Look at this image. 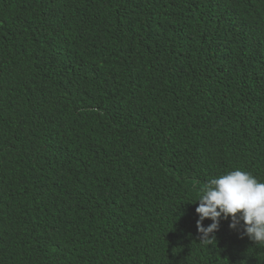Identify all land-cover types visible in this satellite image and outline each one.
<instances>
[{
    "label": "trees",
    "instance_id": "1",
    "mask_svg": "<svg viewBox=\"0 0 264 264\" xmlns=\"http://www.w3.org/2000/svg\"><path fill=\"white\" fill-rule=\"evenodd\" d=\"M236 169L264 183V0H0V264H264L231 218L200 242Z\"/></svg>",
    "mask_w": 264,
    "mask_h": 264
},
{
    "label": "clouds",
    "instance_id": "2",
    "mask_svg": "<svg viewBox=\"0 0 264 264\" xmlns=\"http://www.w3.org/2000/svg\"><path fill=\"white\" fill-rule=\"evenodd\" d=\"M13 81L17 88L25 90L23 71L16 72ZM196 201L200 242L212 244L215 237L211 234L218 230L220 220L231 218L230 228L242 222V234L256 244H264V183L250 173L236 169L210 179L193 202ZM205 218L211 220L207 226L202 223Z\"/></svg>",
    "mask_w": 264,
    "mask_h": 264
}]
</instances>
